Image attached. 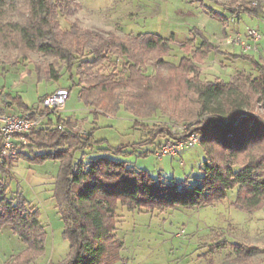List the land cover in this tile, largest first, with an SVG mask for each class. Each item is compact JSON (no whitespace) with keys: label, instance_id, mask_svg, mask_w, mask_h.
<instances>
[{"label":"trees","instance_id":"obj_1","mask_svg":"<svg viewBox=\"0 0 264 264\" xmlns=\"http://www.w3.org/2000/svg\"><path fill=\"white\" fill-rule=\"evenodd\" d=\"M18 1L0 0V19L6 8H14ZM25 1L29 11L22 22L3 26L0 22V43L7 44L11 34H15L20 47L53 57V62L36 66L40 79L59 81L65 70L73 87L79 89V100L96 118L99 114L116 115L124 108L140 126L143 119L152 117L160 108L154 92H163L173 74L182 76L183 84L197 95L198 114L202 117L188 128L186 135L201 136L206 160L202 177L194 184L154 178L149 171L116 158L125 155L129 145L97 148L105 140L96 139L95 129L83 133L71 118L59 115L54 120L51 115L57 111L42 109V125L27 135L28 144L8 165L0 164V230L10 226L26 246L15 257L14 264H31L43 255L47 234L39 209H30L20 193L15 198L8 197L9 184L5 179L14 178L10 169L22 158L31 162H60L55 199L64 221V237L70 242V254L59 264L122 263L124 242L118 236L120 205L131 211L211 206L224 201L230 190L238 188L233 206L248 213L264 208V116L254 113L248 100L257 95L264 103L263 64L247 55L221 52L209 43L195 48L191 41L181 43V47L192 59H183L179 66L166 64L161 58L169 54L173 38L154 33L121 36L112 31L83 30L77 22H69V27L63 28L60 17L74 12L73 0ZM219 4L226 10L225 4ZM240 7L241 12L252 17L264 14L263 6ZM223 19L227 21V17ZM213 51L235 60L253 61L259 77L240 74L229 83L202 81L201 65ZM150 59L153 61L149 62ZM107 67L109 71H105ZM149 68L154 74H148ZM163 68L168 70L169 78L163 75ZM13 99L22 113L36 115L37 109L27 107L20 96ZM178 135L166 128L155 132L154 139L164 138L155 142L154 149L146 150L145 155L154 154L165 140ZM93 149L99 154L85 160L86 151ZM234 247L242 259L264 254V249L254 245L237 243Z\"/></svg>","mask_w":264,"mask_h":264},{"label":"rangeland","instance_id":"obj_2","mask_svg":"<svg viewBox=\"0 0 264 264\" xmlns=\"http://www.w3.org/2000/svg\"><path fill=\"white\" fill-rule=\"evenodd\" d=\"M217 1L225 4L226 10L214 0H73L74 12L60 17V22L63 28H68L69 22H77L83 30L112 31L121 36L154 33L173 38L169 54L161 59L175 66H179L183 59H192L181 47V43L187 41H191L195 48L209 43L221 52L247 55L264 65V14L252 17L240 11L241 5L248 4L264 8V0ZM28 11L27 2L18 1L14 8H6L0 19L1 25L22 22ZM250 30L258 31L262 39L253 42ZM11 35L7 44L0 43V105L7 96L16 97L19 93L25 105L42 110V99L47 93L71 88L68 102L51 115L52 119L56 120L59 115L71 118L73 125L83 133L95 129L96 139L105 140L97 148L129 145L126 154L116 158L136 169L149 171L154 178L189 184L200 180L206 160L201 143L177 157L145 155L146 150L154 149L155 142L164 138L154 139L155 132L166 128L178 134L202 119L198 114L197 95L183 84L184 77L173 74L172 82L167 81L169 85H164L163 92H154L160 108L152 117L143 119L140 126H136L135 117L124 108L116 115L99 114L95 119L79 100L78 88L73 87L70 74L64 70L59 81L40 79L36 66L53 62V57L46 58L43 53L20 47L16 35ZM201 67L202 81L229 83L238 79L240 74L259 77L253 61L247 58L235 60L216 51L209 53ZM167 71L163 68L162 73L169 78ZM148 74H154L152 68ZM248 100L254 113L264 116V103L258 96L251 95ZM245 108L250 106L245 105ZM12 113L10 110L6 114ZM135 141L139 145L131 146ZM98 154L94 149L87 150L84 158L88 160ZM59 171V161L31 162L22 158L10 169L14 178L5 179L9 184L8 197L23 195L30 209L40 210V220L45 226V252L31 264H59L70 254V242L64 237V221L55 199ZM0 175H3L1 170ZM237 194L238 188H235L222 202L194 208L175 206L162 211H131L120 205L118 236L124 242L122 263L264 264V254L242 259L235 253L237 243L264 249V211L248 213L236 208L233 202ZM25 248L10 226L0 230V264H14L15 257Z\"/></svg>","mask_w":264,"mask_h":264},{"label":"built area","instance_id":"obj_3","mask_svg":"<svg viewBox=\"0 0 264 264\" xmlns=\"http://www.w3.org/2000/svg\"><path fill=\"white\" fill-rule=\"evenodd\" d=\"M249 35L253 42L262 39L256 30H250ZM249 47H251L249 45ZM71 95L67 88H60L44 97L43 108L58 111L64 107ZM41 110L35 116L31 112L21 114H3L0 117V164L8 165L16 157L22 147L28 144L27 135L40 128L43 117ZM188 128L178 132V136L165 140L154 152L158 158L177 157L183 152L195 148L201 143V136L196 133L186 135ZM125 264V263H121Z\"/></svg>","mask_w":264,"mask_h":264},{"label":"crops","instance_id":"obj_4","mask_svg":"<svg viewBox=\"0 0 264 264\" xmlns=\"http://www.w3.org/2000/svg\"><path fill=\"white\" fill-rule=\"evenodd\" d=\"M69 89V88H68ZM53 92V91H52ZM52 92H49V93H47L46 95H48V94H50V93H52ZM78 92H79V89H78ZM71 93H72V90H71ZM45 95V96H46ZM17 96H20V94L18 93V95ZM16 96V97H17ZM71 96V95H70ZM21 97V96H20ZM13 98H15V97H12L11 95H9V96H7V99H6V101L4 102V104L3 105H0V117L3 115V114H6L7 113V111H12V112H14V113H16V114H21V115H23L24 113H22L21 112V110L20 109H17V107H18V104L16 103V101L13 99ZM70 98V97H69ZM21 99H22V97H21ZM69 100V99H68ZM23 101V100H22ZM68 102V101H67ZM23 103H24V101H23ZM25 104V103H24ZM27 106V105H26ZM28 107V106H27ZM85 109H87L88 110V112L89 113H93L91 110H89L88 108H86L85 106H83ZM29 108H31V107H29ZM35 109V108H34ZM94 115V114H93ZM94 118L96 119V116L94 115ZM89 130H84V132H88ZM135 143H138L137 141H135L134 143H131V144H135ZM262 211H264V208H263V210Z\"/></svg>","mask_w":264,"mask_h":264}]
</instances>
